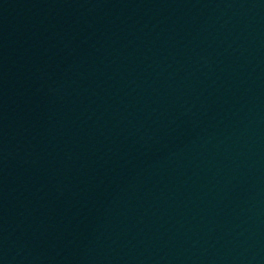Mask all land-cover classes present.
<instances>
[{
  "label": "water",
  "instance_id": "obj_1",
  "mask_svg": "<svg viewBox=\"0 0 264 264\" xmlns=\"http://www.w3.org/2000/svg\"><path fill=\"white\" fill-rule=\"evenodd\" d=\"M47 264H264V0H42Z\"/></svg>",
  "mask_w": 264,
  "mask_h": 264
}]
</instances>
